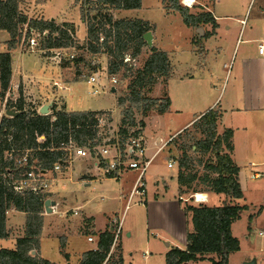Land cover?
<instances>
[{
	"label": "crops",
	"instance_id": "crops-1",
	"mask_svg": "<svg viewBox=\"0 0 264 264\" xmlns=\"http://www.w3.org/2000/svg\"><path fill=\"white\" fill-rule=\"evenodd\" d=\"M22 1L23 0L18 1V9L27 17L49 19L56 24L73 23V26H76L78 30V25L76 23L78 20L76 21L72 16L67 18L66 15H69L67 10L61 11L56 15L48 13L46 11L48 0L42 1L40 4L37 3L36 6L39 8V13L37 15H31L28 11H24L21 7ZM217 1L219 0H194L191 6H189V8L193 6L197 7L199 9L198 13H210L214 19V26L211 22H202L198 27L186 25L182 20L187 30L186 53L188 54L183 61L175 59V49H164V35L159 26H157L158 23L149 12L150 2L141 0L140 8L113 10L114 17L117 19L137 18L146 21L148 25L154 27V30H150L152 33V45L158 50L164 51L170 63V72L164 81L165 93L162 95V93L156 92L154 88V92H156L154 96L160 98L166 95L170 99V105L168 110L163 113L152 109L142 117L144 127L143 130H141V138L145 147V155L150 158V163L142 177L144 189V194L142 196L136 194L130 196L138 176V174L134 176V171L136 172V170L125 171L119 177L114 178L107 175L93 157L79 155H75L69 164H64V171L54 178L49 192H46V195H48L46 197H48L47 199H49L50 203L48 207L43 205L44 211L41 212L42 226L38 247V254L41 257L56 264H76L80 261L84 252L97 249L101 232L107 228L111 230L116 229V227H114L115 222L109 220L108 217L102 221V224H97L95 215L89 212L86 206L88 200L78 202L74 206L72 204L66 206V202L68 201L63 194H61L60 189H64L65 183L67 182H69L71 186L74 185L77 179L83 181L84 185H90L94 181L100 185L114 180L120 191L119 199L123 200V202L125 201L124 205L131 202L134 196H137V202H140L142 208L145 210V215L142 211L141 217L143 223L140 226V245L144 248L141 257H135V255H133L132 248L129 247L133 243L125 242V239H131L134 234V230L129 228L130 226H127L124 231V239L121 236L120 240H116L112 244L110 253L102 264H117L118 258L121 259L120 264H165V253L171 247L176 246L184 248L186 245V233L188 229L191 228L189 217L186 215L183 208L184 202L207 203L210 201L211 204L209 205H218L224 199L228 198H225L223 193L211 191H196L189 195L187 191H185L180 194L178 192L179 184L177 181L178 164L176 159L170 156L168 145L176 135L182 133L186 129L193 128V122L210 108H217L220 112L216 122L217 133H222L225 128L232 129V150L230 151V156L239 168L238 177L240 184L243 177L245 179L247 177L255 179L257 177L254 178V174L258 175V177L260 176L262 169L257 168V164L252 158L258 159L261 157L262 155L260 152H263V149L254 146L256 144L252 141L251 132L252 130L262 132L263 125L261 126V123L264 122V58H258V60H256L260 65L257 76L255 69L252 67V58L240 57L238 60L234 61L235 63H233L230 70H224L227 64L223 62L222 74L224 72V78L227 79L226 83H223L222 74L218 71L220 65H218L215 60L228 53L231 44H233L234 49L238 38H236L237 36L230 40L224 38L226 35H231L230 32L232 27L230 24L223 27L221 25L222 19L233 21V25L235 26L240 25L238 33H244L245 30L252 32V24L254 23L246 28L247 23L243 18L216 14L215 10L213 11V6ZM157 3L162 8L161 11L164 16L179 14L176 10L166 8L162 0H157ZM36 6L34 5L33 8H37ZM76 6L78 7L77 4ZM189 11L193 14H197L190 9ZM260 12L264 13V10ZM79 20V22L85 25L80 19V16ZM234 29L236 28L234 27ZM0 30L6 31L4 29ZM7 34V38H0V53L7 51L6 42L9 39V33L7 32ZM86 35L87 33L85 37ZM85 37L83 39H85ZM172 40L175 41V37L172 39L170 38V43H172ZM247 40L257 42V48L259 43H264V39H244V41ZM225 42L230 43V46L227 48L224 47L223 43ZM171 47H173V45ZM12 51H14V49L10 50L11 59ZM263 53L264 51L262 53L258 52L260 55ZM42 58L45 61L50 60L45 56ZM47 63L51 64L52 62ZM54 64L58 63L54 61ZM60 67L62 71L65 69L62 68V66ZM18 76L19 77H15L14 75V67L11 60L9 85H12L16 81L19 83L21 82L22 85H24V90H19V93H15L14 91L13 93H7L6 90L3 95L0 94V117L5 110L6 104L4 103L8 100V96H10L9 100L12 101L14 107L16 106L18 98H21L24 108H30L36 111L45 106L47 114L52 113V107L55 109L62 108L66 111H106L110 112L112 123L117 124L121 120V109L117 104V99L124 96L121 93L115 91L114 93L110 90L115 96L114 108L95 107L90 104H85L86 102L84 104H79L77 107H72L67 103L65 93H50V97H46L45 94L34 93L30 88L27 93L25 84L29 81H23L22 73L20 75L18 74ZM63 80L66 82L53 81V87L56 91L71 89L69 83L78 79L69 80V78H63ZM54 82H56L57 85H55ZM86 82L92 84L87 80ZM96 83L99 84L100 79ZM96 83L93 84L95 85ZM98 84H96L95 87ZM9 85L7 89H9ZM20 85L21 84H17V87L20 88ZM157 85H160L159 81L156 83V86ZM95 87L89 94H100V89ZM32 94L35 97L33 99L31 98ZM37 99H40V103L38 104L36 103ZM161 153H164L167 159H161L162 161L158 163L159 161L155 160ZM247 168H249L248 171ZM131 173L133 175L130 176ZM184 189L186 190V188ZM197 193H202L204 195L203 200L197 199ZM125 206L127 207L128 205L126 204ZM83 207H85L84 211L82 210ZM69 209H77L78 212L77 214L72 212L69 213L67 212ZM6 213V228L8 229L9 235L6 238H0V248H14L16 237L13 238L10 228L14 226L18 227L19 225L25 227L26 214L23 211L15 209H9ZM76 216H78V218H76ZM12 219H14V221H12ZM233 223L231 225V230ZM122 226L119 222L120 233L122 231ZM43 234L51 240H57L58 242V245L55 246L56 251L53 256H47L41 253L40 240ZM160 236L163 239H161ZM76 238H82V241ZM163 240H167L168 242H164ZM7 244L9 246H6ZM114 251L115 253H113ZM233 253L234 252L229 254L228 263ZM207 257L217 259V255L214 253L207 254ZM250 260H254L255 264H259L257 258L251 259L250 257L245 258L242 263ZM199 263L212 264L208 259L188 261L184 264Z\"/></svg>",
	"mask_w": 264,
	"mask_h": 264
},
{
	"label": "trees",
	"instance_id": "trees-1",
	"mask_svg": "<svg viewBox=\"0 0 264 264\" xmlns=\"http://www.w3.org/2000/svg\"><path fill=\"white\" fill-rule=\"evenodd\" d=\"M162 3L166 8L178 11L186 25L198 27L202 22H211L214 26V19L208 12L193 14L180 0H162ZM140 6L141 0H83L81 3L80 19L85 23L87 33L86 52L107 54L110 57L107 67L110 75L116 74L120 66L126 64L124 59L127 54L135 57L141 52L146 45L143 34L151 29V26L141 19H116L112 11L135 9ZM23 25L26 37L32 30H47V35L41 43L43 48L72 44L70 35L62 27H72L71 25L60 26L51 20L29 18L18 9V0H0V29L9 33L7 51L0 53L1 95L7 90L11 76L10 50L15 47L17 37L21 36L20 26L23 28ZM150 50L151 53L143 67L135 70V75L127 86L128 93L117 99L118 106L122 107L118 129V133L123 135V139L119 141L121 148L124 136L128 133L126 126L144 127L143 120L136 121L134 108L146 115L152 109L163 113L170 105V99L166 95L152 98L144 93L157 83L159 77H164L165 80L170 72L167 54L154 46H151ZM10 108L16 113L0 117V238L9 235L6 229V212L9 209L25 212V235L16 240L14 248H0V264H56L38 254L43 194L14 190L13 182L28 168L27 165L18 164L17 159L29 151V154L37 158L42 168L50 169L54 162L63 158L65 151L61 148V143L71 139L79 146L87 145L97 132L92 126L95 115L104 114L109 121L111 117L106 111H66L54 107L51 114H39L34 109L24 108L21 98H18L14 108ZM219 115V109L210 108L192 124L202 136L196 139L190 148L202 153L212 151L215 155V162L206 167L207 173L198 175L196 172L186 171L192 158L186 153L188 146L184 143L181 145L182 155L176 159L180 194L186 191L184 188L191 187L194 181L201 180L216 193L233 198L243 196L238 177L239 168L230 156L232 129L225 128L222 133H217L216 122ZM140 133L141 128L132 132L133 135ZM38 136H43L44 139L37 140ZM92 145L94 144L89 143L88 146ZM208 172L215 176L211 177ZM183 208L191 224L186 233V245L184 248L171 247L165 253V264H184L204 259L210 260L212 264H229V254L240 248L239 239L232 234L231 225L240 218L245 207L224 199L220 205L193 202L185 203ZM114 234L115 229L109 228L101 232L97 249L84 252L76 264H102L110 253ZM33 251L35 253H32ZM211 253L216 254L217 259L207 257V254ZM120 263L121 259L118 258L117 264Z\"/></svg>",
	"mask_w": 264,
	"mask_h": 264
},
{
	"label": "rangeland",
	"instance_id": "rangeland-1",
	"mask_svg": "<svg viewBox=\"0 0 264 264\" xmlns=\"http://www.w3.org/2000/svg\"><path fill=\"white\" fill-rule=\"evenodd\" d=\"M42 1L45 0H23L21 3V7L24 9V11H28V13L31 15H37L39 13V8L36 5L37 3L40 4ZM82 1L83 0L47 1L46 11L48 13L56 15L59 14L61 11L67 10L69 12V15H66L67 18H70L72 16L73 19H75L76 21L78 20L76 22L78 25V30L76 29V26H73V23H63L65 25H72V35L69 34L72 39V44H70L69 46H64L65 49L60 50L62 55L61 61H58L56 58L53 57L51 58V52H49L48 50H45V52L41 53L42 51L29 49L27 44L29 36H25V25H23V28L22 26H20L21 36L17 37L16 45L13 48L14 51H12L14 75L15 77H19L18 74L20 75L22 73L23 81H29L25 84V87L27 88V93L29 88L31 89V91L33 90L34 93L45 94L46 97H50V93H65V99H67V103L72 107H77L79 104H84L86 102L85 104H90L95 107L101 106L105 108H114V93L117 92L123 95H126L128 93L127 86L130 83L131 79L134 77L135 70L143 67L146 58L151 53L150 47L153 45H148L146 43V45L143 46L141 52L135 57H130V55L127 54L124 59L126 61V64L120 66L116 74H108L107 67L109 64L110 57L107 54H92L77 48V46L81 44L84 45L86 42L85 25L79 22ZM146 2H150L149 12L151 16L155 19V21L158 23L157 26H159L160 30L162 31V34L164 35V49H175V59L183 61V59L188 56V54L186 53L187 30L183 25L181 16L178 13L173 14L172 16H164L161 11L162 8L158 5L157 0H146ZM180 3L182 5H185L183 0H180ZM76 4L78 5V7L76 6ZM34 5L37 8H33ZM187 7L189 8V6ZM189 9L191 11H194L195 13H198L199 11V9L194 6ZM214 10L215 13L218 15L224 14L243 18L244 21L247 23L246 28L249 27L250 24L254 23L252 24V32H248L247 30H245L244 33H238V28L240 27V25L235 26L233 25V21H230L228 19H222L221 25L223 27L228 24H230L232 27L230 32L231 35H226L224 38L230 40L231 38L234 39L237 36L236 38H238V41L236 42V47L234 49L233 44H231V48L228 50V53L224 54V56H222L221 58L219 57L220 59L217 58V60H215L217 61V64L220 65V68L218 67L219 73L222 74L223 62H226L227 64V67L224 70H230L233 63H235V60H238L240 57H247L253 59L252 67L255 69L257 76L258 70L260 69V65L256 60H258V58H264V53L261 55L258 54L257 42L248 40L244 41V39H264V13L260 12L264 10V0H219L215 2V5L213 6V11ZM58 25L61 26L62 23H59ZM234 27L236 29H234ZM150 28V30H154V27ZM7 37V32L0 30V38L5 39ZM84 37L85 39H83ZM174 37L176 40H172V43H170V38L172 39ZM172 45L173 47H171ZM70 46H74V48H70ZM223 46L227 48L230 46V43L225 42L223 43ZM64 53H72L74 54V58H67L65 57ZM41 56L47 57L50 60L46 61L52 63H47ZM77 58L80 60L76 61L75 59ZM54 61H56L59 65L54 64ZM92 62H95L96 64L91 65ZM60 66L65 69L62 71ZM94 69L100 70V83H96L98 84L96 87V84H88L86 82L87 76L91 74L92 70ZM224 75L225 74L223 72V83H226L227 79L224 78ZM112 77L116 79L115 83H111ZM63 78H69V80H78H74L73 82L69 83L71 89L56 91V89L53 87V81L57 80L60 82H66L65 80H63ZM158 81L160 82V85L156 86V83L153 84L150 90H145V95L152 98H158L157 96H154V93L156 92L162 93V95H164V77H159L157 82ZM17 84H21L20 88L17 87ZM94 87L100 89L99 95L89 94L94 89ZM112 87L115 88L114 93L110 92ZM154 88L156 92H154ZM19 90L23 91L24 85H22L21 82L19 83L18 81H16L12 85H9L7 93H13V91L15 93H19ZM31 98H35L33 94L31 95ZM9 99L10 96H8V100L4 103L6 105L5 110L3 111V115H7L6 109L11 110L10 107L14 108L12 101ZM36 103H40V99H37ZM120 109H122V107H120ZM108 113L110 116V112ZM133 113L137 122H139L140 120L142 121V117L144 115L141 114L139 109L134 108ZM119 125L120 122L117 124L112 123L111 121L108 122V127L105 126V129H103V133H105L106 136L105 139L109 137L110 139H112V137L118 138L119 134L117 132L120 127ZM261 126L262 132H256L252 130L251 135L252 141L254 142V144H256L254 146L263 149V152H260V154L262 155L261 157H259L258 159L252 158V160L256 162L257 168L262 169V173L259 177L255 179H252L251 177H247L246 179L244 177L242 178L241 184L243 196L241 198H233L229 196L226 197L224 195L225 198H228V200L233 204L245 207L241 212L240 218L236 220L232 226V234L239 239L240 248L239 250H237L236 252L234 251V253L231 254L229 264H242V261L245 258L249 257L251 259L257 258L259 264H264V122L261 123ZM137 127L143 130L142 127ZM201 136V133L196 128L186 129L182 133L176 135L168 145L170 156H173L175 159L181 157L182 155L181 145L184 143L186 146H188V148L186 149V153L192 158V162L186 171L196 172L198 175H203L204 173H207V165L215 162V155L212 151L202 153L195 152L193 151V149L190 148L191 144L196 139H199ZM92 155V157L96 159V157H94L96 156L95 153H92ZM73 158L74 157L72 155L71 157H67L65 165L69 164V162L73 160ZM161 159H167L164 153H161L155 161H159L158 163H160V161H162ZM65 165L62 166L59 172L48 173V176L52 177L50 178V185L47 190L48 192L54 178L56 176H59L60 173L64 171ZM249 168H247V171L249 170ZM208 173L211 177L215 176V174L211 172ZM137 174V171H134V176ZM131 175L133 174L131 173L130 176ZM78 180L79 179H77V182L72 186L69 182H67L65 183L64 189H60L61 194H63V196L68 201L66 202V206H70L71 204L74 206L78 202L88 200L86 206L88 208V211L95 215L97 224H102V221L104 219H107L108 217L109 220H113L115 222L114 227L117 228L119 222L121 226L123 225L122 231L120 233L121 235H118L117 241L120 240L121 236H124V231L126 230L127 226H130L129 228H132L134 230V234L131 239H125V242L133 243L129 246L130 248H132L133 255H135V257H141L144 248L142 245H140V226L143 223V219L141 217L142 211L145 215V210L142 208L140 202H137L138 197L134 196L131 202L126 203L128 205L126 207V204L124 205L125 201L123 202V200L119 199L120 191L114 180H110L100 185H98L99 183H96L95 181L92 182L90 185H84L83 181ZM194 190L214 192L201 180L194 181L191 184V187L186 188L188 195L194 193ZM46 194L47 193L45 192V194H43L42 196L44 201L48 198L46 197L48 196ZM184 203L191 204V202ZM205 204L209 205L211 203L209 201ZM84 209L85 207L82 208L83 211ZM67 212L71 213L70 209ZM76 218H78V216H76ZM12 221H14V219H12ZM10 229L13 238L16 237L15 240L25 235V227L23 226H14ZM76 239L82 241V238ZM161 239L163 238L161 237ZM163 241L168 242L167 240ZM56 245H58L57 240H51L50 238L46 237L45 234H43L40 240L41 253L43 255L53 256L54 252L56 251ZM6 246L9 245L7 244ZM32 253L35 252L33 251ZM113 253H115V251Z\"/></svg>",
	"mask_w": 264,
	"mask_h": 264
},
{
	"label": "built area",
	"instance_id": "built-area-1",
	"mask_svg": "<svg viewBox=\"0 0 264 264\" xmlns=\"http://www.w3.org/2000/svg\"><path fill=\"white\" fill-rule=\"evenodd\" d=\"M183 2L187 5L188 3L183 0ZM191 6V4L187 5ZM68 34L72 35V27L70 26H62ZM47 35V30L42 32L32 30L30 31L27 44L29 49H34L37 51H42L41 53L48 50L51 52V58H56L58 61H61V49H65L64 47H56V48H43L40 47L44 36ZM102 39V38H101ZM100 39V40H101ZM39 46V47H38ZM82 51H87V47L85 44L79 45ZM70 48H74V46H70ZM264 51V43L258 44V52L262 53ZM67 58H74V54L72 53H64ZM95 62H92L91 65H95ZM92 67V66H91ZM95 67V66H94ZM100 79V70L94 69L91 74L87 76V81L90 83H96ZM116 79L114 77L111 78V83H115ZM55 85L56 82H54ZM39 114V109L36 110ZM95 121L92 125L97 129L95 137L87 142V145L79 146L73 140L69 139L65 143H61V148L65 151L63 158L53 163L52 168L46 169L42 168L37 161V158L33 156V154H29V151H26L22 156L17 159L18 164L21 166L27 165L23 173L19 179L13 182L14 190L17 192H22L24 190L31 191L35 194H44L47 192L50 185V178L48 176L49 172H59L62 166L66 163L67 157H74L75 155L79 156H89L92 157V153H95L96 161L99 166L102 167L104 172L112 176L114 178L119 177L123 172L129 170H136L138 172V176L135 180V185L133 190L131 191L130 196L139 195L142 196L144 194L143 189V174L146 171L150 158L145 155V147L143 140L141 138V133L137 135H133L132 132L138 127L126 126L128 133L124 136L123 148L120 147L119 141L123 139V135L119 134L118 138L105 139V133H103V129L105 126L108 127V118L104 114L95 115ZM116 133V134H117ZM44 139L43 136H38L37 140L42 141ZM112 141V142H111ZM89 143H93L94 145L88 146ZM253 177H258V175L254 174ZM70 212L77 214V209H70ZM120 233L119 225L115 229L113 243L117 240V237Z\"/></svg>",
	"mask_w": 264,
	"mask_h": 264
},
{
	"label": "water",
	"instance_id": "water-1",
	"mask_svg": "<svg viewBox=\"0 0 264 264\" xmlns=\"http://www.w3.org/2000/svg\"><path fill=\"white\" fill-rule=\"evenodd\" d=\"M143 38H144V40L146 41V43L148 44V45H152V33H151V31L149 30V31H146L144 34H143ZM111 91H115V88L114 87H112L111 88ZM40 113L41 114H47L46 113V107L44 106L43 108H41L40 110ZM16 112H14V111H12V110H7L6 111V114L7 115H13V114H15ZM49 203H50V201H49V199H45V201H44V205L46 206V207H48V205H49ZM242 264H255V261L254 260H250V261H245V262H243Z\"/></svg>",
	"mask_w": 264,
	"mask_h": 264
},
{
	"label": "bare ground",
	"instance_id": "bare-ground-1",
	"mask_svg": "<svg viewBox=\"0 0 264 264\" xmlns=\"http://www.w3.org/2000/svg\"><path fill=\"white\" fill-rule=\"evenodd\" d=\"M188 4H191L194 0H185ZM198 200H203L204 195L202 193H197L196 195Z\"/></svg>",
	"mask_w": 264,
	"mask_h": 264
}]
</instances>
